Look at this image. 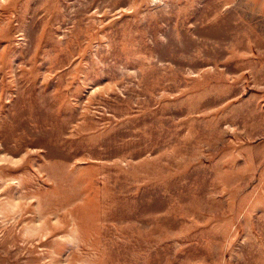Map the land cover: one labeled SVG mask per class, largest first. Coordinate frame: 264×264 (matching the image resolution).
Returning a JSON list of instances; mask_svg holds the SVG:
<instances>
[{
    "label": "rangeland",
    "instance_id": "1",
    "mask_svg": "<svg viewBox=\"0 0 264 264\" xmlns=\"http://www.w3.org/2000/svg\"><path fill=\"white\" fill-rule=\"evenodd\" d=\"M0 264H264V0H0Z\"/></svg>",
    "mask_w": 264,
    "mask_h": 264
}]
</instances>
